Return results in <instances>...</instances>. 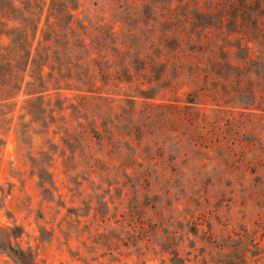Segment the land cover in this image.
I'll list each match as a JSON object with an SVG mask.
<instances>
[{"label": "rangeland", "instance_id": "1", "mask_svg": "<svg viewBox=\"0 0 264 264\" xmlns=\"http://www.w3.org/2000/svg\"><path fill=\"white\" fill-rule=\"evenodd\" d=\"M151 1L158 13L168 2ZM49 2L45 0L41 25ZM172 5L188 16L162 25V16H152L157 36L183 30L191 40L180 43L176 64L165 66V81L156 86L159 100L185 104L188 92L202 87L192 77L194 66L215 61L221 50L233 60L246 54L247 40L253 58L264 49V0H172ZM141 9L115 16L109 0H79L75 18L90 29L102 26L120 34L147 17L134 15ZM20 16L11 9L0 13V34L6 21L12 26V18ZM0 41L8 39L2 35ZM195 45L192 58L189 46ZM250 79L254 97L218 99L221 112L209 97L198 106L223 120L231 117L232 123L240 118L242 123L232 129L244 143L264 136V82L254 75ZM25 87L0 102V264H20L5 249L10 241L29 250L38 264H264V196L253 191L247 175L223 173L219 156L215 162L220 167L197 181L187 169L182 178L152 172L144 180L132 171L126 177L114 159L92 170L84 147L74 155L65 152L59 135L51 141L52 132L41 134L38 124L23 134L19 123L30 118L21 117L29 97ZM66 94L71 100L65 106L76 103L74 91ZM125 94L132 90L116 89L111 95L125 104ZM227 137L235 136L230 131Z\"/></svg>", "mask_w": 264, "mask_h": 264}, {"label": "trees", "instance_id": "2", "mask_svg": "<svg viewBox=\"0 0 264 264\" xmlns=\"http://www.w3.org/2000/svg\"><path fill=\"white\" fill-rule=\"evenodd\" d=\"M109 1L115 16L140 6L134 15L147 17L117 34L102 26L91 30L77 20L79 0H50L43 25L45 0H0V13L9 9L21 13L12 18V26L6 21V31L0 34L8 39L6 44L0 41V102L14 98L26 85L29 97L21 117L30 118L19 123L23 134L31 124H38L44 129L41 134L52 132L51 141L59 135L65 152L69 149L74 155L84 147L92 170L114 159L124 176L132 171L144 180L152 172L182 178L187 169L191 180L197 181L220 167L215 162L219 156L225 165L223 173L247 175L253 191L264 196V136L244 143L232 129L242 123L240 118L232 123L231 117L223 120L198 108L204 96L214 101L219 112L223 108L218 99L228 102L247 94L254 97L250 78L254 75L264 82V49L256 50L253 58L247 40L244 56L236 54L229 60L221 50L215 61L197 62L192 77L202 87L188 92L185 104L178 99L162 101L157 99L156 86L165 81V66L176 64L180 43L191 37L183 30L157 36L152 16H162L158 20L162 25L180 22L179 17L187 13H179L172 0L159 13L151 0ZM197 46H189L192 58ZM127 87L132 94H125V104L111 95ZM68 91L75 92L77 101L65 106L64 101L71 100ZM68 110L70 117L66 118ZM230 131L235 137L228 139ZM52 145L57 148L54 142ZM5 249L20 264H38L29 250L12 246L11 241Z\"/></svg>", "mask_w": 264, "mask_h": 264}]
</instances>
